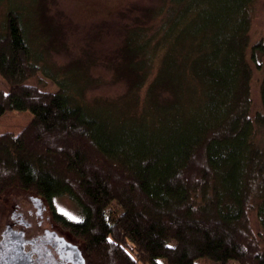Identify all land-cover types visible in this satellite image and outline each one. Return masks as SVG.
<instances>
[{"label": "trees", "instance_id": "1", "mask_svg": "<svg viewBox=\"0 0 264 264\" xmlns=\"http://www.w3.org/2000/svg\"><path fill=\"white\" fill-rule=\"evenodd\" d=\"M169 1L167 11L142 7L119 27L111 61L129 92L116 102L83 100L85 74L69 79L71 64L58 78L44 57L49 46L37 48L22 11L7 9L0 115L28 110L33 118L18 134H0V195L16 188L50 204L60 227L82 240L87 264H264V235L261 244L248 218L256 200L264 231L256 140L264 76L262 109L251 116L248 62L250 51L262 68L264 41L249 40L255 0ZM148 16L162 19L152 35L140 21ZM43 71L55 92L25 83ZM59 196L77 204L80 220L54 210Z\"/></svg>", "mask_w": 264, "mask_h": 264}, {"label": "rangeland", "instance_id": "2", "mask_svg": "<svg viewBox=\"0 0 264 264\" xmlns=\"http://www.w3.org/2000/svg\"><path fill=\"white\" fill-rule=\"evenodd\" d=\"M173 5L169 0H0V21L8 8L20 9L26 19L29 39L34 41L33 44L39 49L49 46L44 57L50 71L55 72L60 78L65 74L66 67L72 64L66 69L70 73L69 79L72 80L74 76V81L78 80L80 73H84L88 79L84 84L83 100L116 102L122 95L129 92L125 82L118 80L115 76L113 68L115 60L111 61L120 48L119 27L122 24L134 22V18L140 13L142 7L162 8L167 11ZM251 14L250 46L261 40L264 41V0H255L251 4ZM140 21L149 35H152V32L162 23L161 17L156 16L142 17ZM41 43L42 46L39 47L38 44L41 45ZM260 61L263 63L261 69L250 60L249 51L248 62L253 74L250 82L251 116L262 109L259 83L264 76V55L260 56ZM155 71L156 67L151 69L150 78L154 76ZM25 83L36 85L43 92H55L59 89L58 84L53 82L44 71ZM144 88L145 86L138 89L136 93L140 101L144 95ZM8 89L9 84L0 75V91L7 92ZM141 102L134 107V112H139ZM32 118L28 110H12L0 115V134L3 132L18 134ZM256 132V140L264 148V129L257 128ZM30 195L33 197L35 194L28 191L25 193L16 188H10L0 195V232L7 219L6 213L11 210L15 202L24 209L31 207L27 198ZM43 202L52 209L50 204ZM257 204L258 202L253 200L249 205L248 218L251 229L262 244L264 231L260 228L259 218H257ZM52 205L54 210L70 221L81 219L79 207L68 196L55 198ZM70 237H73L83 252L82 240L73 235ZM197 262L217 264L208 259H199ZM159 264H165L164 260L159 261ZM226 264L239 263L229 260Z\"/></svg>", "mask_w": 264, "mask_h": 264}, {"label": "flooded vegetation", "instance_id": "3", "mask_svg": "<svg viewBox=\"0 0 264 264\" xmlns=\"http://www.w3.org/2000/svg\"><path fill=\"white\" fill-rule=\"evenodd\" d=\"M27 198L31 207L24 209L15 202L6 213L7 219L0 232V239L7 226L11 230L8 239L13 233L22 232L26 264H73V249L70 246L77 244L70 237L71 234L60 227L53 217V210L43 201L36 204L34 196Z\"/></svg>", "mask_w": 264, "mask_h": 264}, {"label": "water", "instance_id": "4", "mask_svg": "<svg viewBox=\"0 0 264 264\" xmlns=\"http://www.w3.org/2000/svg\"><path fill=\"white\" fill-rule=\"evenodd\" d=\"M36 204H41L42 199L34 197ZM7 226L2 239H0V264H26V254L23 250V236L22 232L13 233L8 239L7 236L11 230ZM73 249V264H87L85 257L82 254L80 248L73 244L70 246Z\"/></svg>", "mask_w": 264, "mask_h": 264}]
</instances>
